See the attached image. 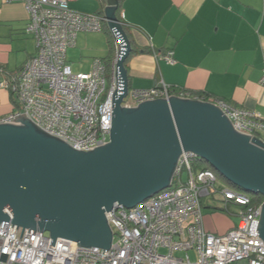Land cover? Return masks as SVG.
I'll return each mask as SVG.
<instances>
[{
    "label": "built area",
    "instance_id": "built-area-1",
    "mask_svg": "<svg viewBox=\"0 0 264 264\" xmlns=\"http://www.w3.org/2000/svg\"><path fill=\"white\" fill-rule=\"evenodd\" d=\"M6 1L25 4L29 13L26 31L35 36L37 52L0 83L19 104L17 110L0 117V123L21 125L14 120L26 115L47 133L86 152L109 143L121 49L113 29L114 56L109 64L95 58L90 71L74 72L67 62V51L76 45L78 34L102 31L106 16L75 10L69 0ZM165 59L174 63L173 52ZM260 83L264 86V69ZM171 95L219 107L237 132L251 138L264 133L260 113L203 94L172 92L164 82L149 89L129 88L121 106L135 108L145 100ZM201 160L195 153L183 151L167 188L134 207L116 203L106 211L112 231L108 251L98 246L77 247L78 242L65 238L56 239L54 246L46 232H29L28 228L21 239L23 227L13 225V215L6 210L10 220H3L0 226V264H264V240L257 230L262 204L253 205L248 193L226 185L220 188L215 171L198 167ZM212 195L240 218L223 234L204 227L203 199Z\"/></svg>",
    "mask_w": 264,
    "mask_h": 264
},
{
    "label": "water",
    "instance_id": "water-1",
    "mask_svg": "<svg viewBox=\"0 0 264 264\" xmlns=\"http://www.w3.org/2000/svg\"><path fill=\"white\" fill-rule=\"evenodd\" d=\"M106 18L121 45L111 139L88 152L51 135L26 115L0 123V226L3 220L49 232L77 247L111 246L106 211L128 208L167 188L183 151L206 161L233 185L264 196V142L237 132L217 106L167 96L121 106L129 89L131 42L106 0ZM258 233L264 240V202ZM12 225V228H13ZM17 226V229H18ZM16 229V232H17Z\"/></svg>",
    "mask_w": 264,
    "mask_h": 264
},
{
    "label": "crops",
    "instance_id": "crops-1",
    "mask_svg": "<svg viewBox=\"0 0 264 264\" xmlns=\"http://www.w3.org/2000/svg\"><path fill=\"white\" fill-rule=\"evenodd\" d=\"M69 4L75 10L104 16L108 6L106 0H69ZM116 16L131 42L130 89L154 88L164 82L172 89L205 94L258 112L264 119V86L260 83L264 0H120ZM28 23L23 2L0 0V83L37 52L35 36L26 31ZM109 28L107 22L100 32L79 33L67 58L70 54L73 60L86 59L90 69L95 58L107 59L111 54L105 44ZM169 51L174 63L165 59ZM18 107L16 96L0 86V117ZM262 134L258 139L264 141ZM213 199L204 202V208H213ZM238 222L227 221L219 230L218 225L205 222L204 227L223 234Z\"/></svg>",
    "mask_w": 264,
    "mask_h": 264
},
{
    "label": "rangeland",
    "instance_id": "rangeland-1",
    "mask_svg": "<svg viewBox=\"0 0 264 264\" xmlns=\"http://www.w3.org/2000/svg\"><path fill=\"white\" fill-rule=\"evenodd\" d=\"M106 39H107V35H106ZM111 41H113L111 39ZM105 44L107 45L106 48L109 49L110 45L109 42H105ZM71 49V48H70ZM73 50H75L76 48H72ZM72 54V53H71ZM67 62L71 64L73 71L74 72H88L90 71L89 68V62L86 59H79V60H73L69 54L68 58H67ZM263 135V134H262ZM206 165V164H204ZM184 178H187V173H184ZM221 182H223L225 185H227L228 187H231L233 189H235L232 185L228 184L227 182H225L224 180L221 179ZM212 197H205L203 199V202H208ZM214 203L216 204V206H219L220 202L218 200L213 199ZM203 206H206V204H203ZM209 212V213H208ZM203 213H205L204 216V222L210 226H216L218 225V230L219 229H223L226 227L227 225V221H234V222H238L240 220V218L238 216L235 215H229L226 211L221 210V209H213V208H204L203 207ZM215 215V216H214ZM216 230L217 228L214 227ZM47 235H49V232H46ZM191 256L193 259H195V254L191 253Z\"/></svg>",
    "mask_w": 264,
    "mask_h": 264
},
{
    "label": "trees",
    "instance_id": "trees-1",
    "mask_svg": "<svg viewBox=\"0 0 264 264\" xmlns=\"http://www.w3.org/2000/svg\"><path fill=\"white\" fill-rule=\"evenodd\" d=\"M106 26H107V22L104 24V26H103V30L106 28ZM108 38H109V44H110V50H111V54H110V56L107 58V59H104V60H106V62L109 64L110 62H111V60H112V58H113V56H114V46H113V41H111V39L113 40V34H112V31H111V29L109 28V31H108ZM131 52H132V50H131ZM129 56H130V54H129ZM128 56V57H129ZM127 62H128V58H127V60H126V62H125V67H126V69H127V67H128V65H127ZM177 90H180V89H172V92H176ZM203 95H205V94H203ZM206 97H207V99H211L210 98V96H208V95H205ZM201 166H198V167H205V168H210V169H212L213 171H215V173L217 174V176H218V180H219V187L220 188H222V187H224L225 186V184L223 183V182H221V179L222 180H224L225 182H227L228 184H230V185H232L234 188H235V190H237V191H239V192H245V193H248V192H246V191H244V190H242L241 188H239V187H237V186H235V185H233L232 183H230L227 179H225L221 174H219V172H217L212 166H210L206 161H204V160H201ZM204 164H206V165H204ZM227 186V185H226ZM248 194H250V196H251V198H252V202H253V205H255V206H258V205H261V204H263V202H264V196H262L261 194H251V193H248ZM212 197V199L214 198V195H212L211 196ZM216 197V196H215ZM218 198V200H220V198L219 197H217ZM220 202V201H219ZM210 205V204H209ZM213 208H215V209H221V210H224V211H226L229 215H232L230 212H228L221 204H219V206H216V204H214V206H212ZM234 212H236V210L237 209H232ZM236 226V225H235Z\"/></svg>",
    "mask_w": 264,
    "mask_h": 264
}]
</instances>
